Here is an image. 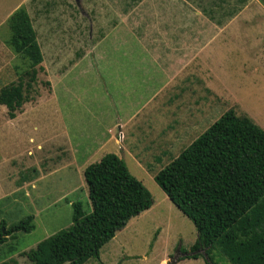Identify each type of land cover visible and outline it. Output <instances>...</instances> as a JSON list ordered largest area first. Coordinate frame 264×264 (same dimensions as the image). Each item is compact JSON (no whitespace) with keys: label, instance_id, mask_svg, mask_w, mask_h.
I'll return each instance as SVG.
<instances>
[{"label":"rangeland","instance_id":"obj_1","mask_svg":"<svg viewBox=\"0 0 264 264\" xmlns=\"http://www.w3.org/2000/svg\"><path fill=\"white\" fill-rule=\"evenodd\" d=\"M20 7L29 14L43 56L33 76L39 93H33L35 101L28 103L22 114L17 112L20 95L14 98L13 88L16 79L28 71L29 60L10 44L7 22ZM239 12L251 16L227 21ZM175 28L187 30V48H179L186 58L191 35L193 52L194 33L189 29H197L196 114L193 102L188 109L189 101L195 98L193 92L189 93L193 84L182 92L184 108L175 111L173 101L179 93L173 94L170 102L165 88L170 66L161 67L152 57L151 52L172 51L169 43H164L168 39L161 37L163 43L157 48L151 39L145 41L147 30L153 33ZM148 46L153 47L151 52ZM165 60L159 61L166 64ZM76 61L80 64L71 68L63 81L70 86L66 101L85 115L87 124L92 121L91 111L96 112V117L100 109L122 115L136 107L144 108L145 150H129V137L122 141L129 152L115 145L113 149L121 153L129 172L153 198L149 209L131 218L101 247L99 257H91L85 264H158L162 257H173L177 250L180 259L176 264H206L204 250L192 249L197 239L193 223L153 177L230 108L264 128V0H0V222H6L8 227L33 215L34 208L39 210L36 228L8 235L0 245V264H31L27 253L35 249L38 241L70 227L71 202L80 201L85 214L91 211L82 173L71 182L76 184L74 189L61 196L55 181L52 197L43 195L44 182L37 185L36 179H26L42 167V163L35 162L36 145L55 117L53 105L63 104V82L56 76L67 72ZM185 63L188 67H183L182 74L190 72L189 61L182 60ZM48 77L55 82L57 99L47 95ZM153 105L163 108L165 114H153ZM179 112L181 117L177 116ZM53 125L58 126L56 122ZM162 135L174 139L166 146L158 145V136ZM136 153L144 165L134 163ZM194 253L197 258H183ZM211 256L213 264H231L217 250Z\"/></svg>","mask_w":264,"mask_h":264},{"label":"trees","instance_id":"obj_2","mask_svg":"<svg viewBox=\"0 0 264 264\" xmlns=\"http://www.w3.org/2000/svg\"><path fill=\"white\" fill-rule=\"evenodd\" d=\"M10 44L29 60L42 59L28 12L20 7L8 18ZM14 90V98L19 93ZM91 211L71 203L70 227L37 243L27 253L31 264H83L128 220L148 209L153 198L125 161L105 153L84 169ZM154 181L193 223L206 264L217 250L231 264H264V128L230 108L211 123L167 165ZM32 215L1 226L0 245L8 235L34 228ZM197 258L196 253L189 256ZM180 259V258H179Z\"/></svg>","mask_w":264,"mask_h":264},{"label":"crops","instance_id":"obj_3","mask_svg":"<svg viewBox=\"0 0 264 264\" xmlns=\"http://www.w3.org/2000/svg\"><path fill=\"white\" fill-rule=\"evenodd\" d=\"M243 16L249 17L251 15H246L244 13L239 12V13L230 15L227 21L231 22ZM223 29L224 28L221 27V30ZM189 30H190V33L192 32L194 33V39H193V52H192V35H191L190 40H189L190 42L189 56L187 58L186 56L184 57L183 55H181V50L179 49L180 47L187 48V40H184L185 33L187 31L186 28L185 29L175 28L172 30H164V31L158 30L157 32H153V33L150 30H147L145 32V41H147L148 39H151L152 46L154 48H157V44L163 43V41H160L161 37L164 39L165 38L168 39V40H165L164 43H169V45L172 48L171 52L167 51L164 53H153L150 51L151 50L150 48L153 49V47H149V46L147 50L151 52L152 57L155 60H157L158 64L161 67L167 68L168 66H170L165 88L167 90V93L170 95L169 96L170 102L173 99V94L177 95V93H179V98H176L175 96L174 97L175 102L173 101V106H174L175 111L177 110L181 111L182 108H184L183 101H182V92L183 91L187 92L188 91L187 85L193 84L192 85L193 90L191 89V92L189 90V93L191 94L193 92L195 94V98H193L192 101L191 100L189 101L190 103H188V109L191 110V105L193 102L194 112L196 114V111H197V94L196 93H197L198 78H199L198 77V62H197L198 40H197V35H196L197 29H193L192 31V29L190 28ZM167 50H169V48H167ZM186 51L187 50H185V52ZM160 58L162 59L165 58L166 64L165 63L162 64V62L159 61ZM184 59L186 61L187 60L189 61L190 72L186 71L184 74H182L183 67L184 69L188 67L186 65L187 63L182 64V60ZM40 63L36 65L34 68L28 69V71L25 72L24 75H21L16 79L14 89L20 95L19 101H18L19 110H17V112H19L18 114L23 113L28 103L32 104L35 101L34 100L35 96L33 95V93H35L36 96L39 93V90L35 89L37 78L33 76L36 73L35 72L36 68L40 66ZM79 64L80 62L78 61L71 64L72 66L68 69L67 72L63 73L61 76H56L57 81L60 79L61 84H62V82L65 79H67L66 74L69 73L71 68L76 67V65H79ZM46 82L48 85L46 88L48 97L51 96L52 99H57V94H56L57 88H56L55 82H53L50 77L47 78ZM182 85H185V86H182ZM69 91H70V86L63 82L60 88V93H61L60 98L63 104L62 106H59V104L53 105L54 112L56 113V114L54 113L55 117L52 120L51 125H47L46 134L43 140L39 141L36 145L37 159L35 160V162L36 164L42 163V167L34 173V176H32L31 178H26L28 180L36 179L35 182L37 183V185L39 182H44L43 183L44 189L43 188L41 189H43L44 191L43 195L46 197L48 196L52 197L51 194L53 193V190H54L55 181L58 187L57 190L60 191L59 196L63 195L65 191L67 194L68 193L67 191L69 189L70 190L74 189L75 183L73 185L71 183L74 177L75 176L79 177V174L81 173L83 174L84 169L88 164L99 160L100 157L105 154L104 153L105 151H103L105 149L112 151L111 153L114 152L119 157H121V153L113 149L114 145L117 146V148L120 149L121 151L124 150L123 152H129L130 148H134V149L141 148L145 150V143H144L145 142V112H144V108L136 107L137 109L135 108L134 111L127 112L122 115L120 114V112H116V114L111 115L107 109H100V111L98 112L99 114L96 117H95L96 112L91 111L90 118L92 121H90V123L87 124L85 120V115L81 113L78 110V108L70 107L68 102L66 101V99L69 97V94H68ZM119 103H120L119 106L124 108L123 103L122 102H119ZM66 104L68 107H66ZM160 104H161V107L164 106L165 100L163 98H162V103L160 102ZM135 106L136 105H133V107ZM186 106H187V103H186ZM152 111H154L153 114L155 113L157 116H158V113L163 116L166 112L163 108H159V107L157 108V106L155 105H153ZM181 114L182 112H179L177 116L181 117ZM190 114L192 115L191 111L189 112V116ZM55 122L58 126L53 125ZM119 131L123 133V137L121 140L119 139V136H118ZM139 134H140V139H139ZM126 137H129V139L131 140V144H132L131 145L132 147H129V150H128V147L124 148V146L122 145V141L124 140V138L126 139ZM158 138L160 139L158 145H162V146H166L167 143H170V141L174 139L173 138V139L168 140L164 135L158 136ZM30 152L31 151L29 150L28 153ZM38 157H41V158L39 159ZM135 158L137 159L138 162L135 161ZM139 158H142L141 155H139L138 153L134 154L135 164L137 163L139 165V163L140 164L142 163L143 159H139ZM47 161H50V162H47ZM3 178L4 179L2 181L4 182L5 177L3 176ZM83 179H84V174H83ZM18 183L20 185L19 181ZM84 183H85V179H84ZM37 185H35V189H37ZM87 196H88V193H87ZM28 210H31V209L28 208ZM36 210L38 209L34 208V214L33 215L30 214L33 217L34 228L37 227L36 219L37 217H39L37 215ZM71 219H72V216H71ZM68 222H67V225H68ZM13 223H16V222H13ZM13 223H10L9 225ZM3 224L5 226L7 225L6 222H3V221L0 222L1 226ZM57 228H60V227H57ZM119 230L115 232V235L117 232H119ZM12 236H14V234H12L9 237H12ZM168 260H169L168 256L162 257L159 260L158 264H164L165 261L167 262ZM87 261H85L83 264H85ZM65 263H69V262H65Z\"/></svg>","mask_w":264,"mask_h":264},{"label":"water","instance_id":"obj_4","mask_svg":"<svg viewBox=\"0 0 264 264\" xmlns=\"http://www.w3.org/2000/svg\"><path fill=\"white\" fill-rule=\"evenodd\" d=\"M78 1V0H76ZM180 258V256H178V250L176 251L175 255L173 257H171L166 264H176L177 260Z\"/></svg>","mask_w":264,"mask_h":264},{"label":"built area","instance_id":"obj_5","mask_svg":"<svg viewBox=\"0 0 264 264\" xmlns=\"http://www.w3.org/2000/svg\"><path fill=\"white\" fill-rule=\"evenodd\" d=\"M119 136H120V139H122V137H123V134L120 132Z\"/></svg>","mask_w":264,"mask_h":264}]
</instances>
